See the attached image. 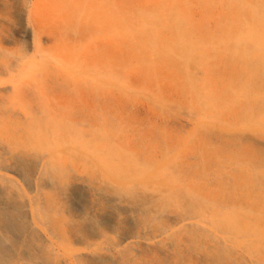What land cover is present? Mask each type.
Wrapping results in <instances>:
<instances>
[{
    "label": "rangeland",
    "instance_id": "374dc122",
    "mask_svg": "<svg viewBox=\"0 0 264 264\" xmlns=\"http://www.w3.org/2000/svg\"><path fill=\"white\" fill-rule=\"evenodd\" d=\"M255 31L264 0H0V264H264Z\"/></svg>",
    "mask_w": 264,
    "mask_h": 264
},
{
    "label": "bare ground",
    "instance_id": "6f19581e",
    "mask_svg": "<svg viewBox=\"0 0 264 264\" xmlns=\"http://www.w3.org/2000/svg\"><path fill=\"white\" fill-rule=\"evenodd\" d=\"M173 20H174V18H173ZM175 23L178 24L179 26H181L179 20L176 19V20H175ZM259 33H260V32H257V33H256V31H255V33L253 32V35H252V36H254V37H256V38H257V37L264 38V33H262V34H261V33L259 34Z\"/></svg>",
    "mask_w": 264,
    "mask_h": 264
}]
</instances>
